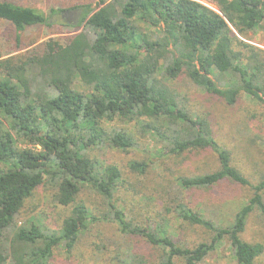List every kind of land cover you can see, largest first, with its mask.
Here are the masks:
<instances>
[{
  "label": "trees",
  "instance_id": "trees-1",
  "mask_svg": "<svg viewBox=\"0 0 264 264\" xmlns=\"http://www.w3.org/2000/svg\"><path fill=\"white\" fill-rule=\"evenodd\" d=\"M0 21L15 42L12 55L0 54V264H49L55 248L69 254L82 231L98 222L133 240L124 257L116 256L118 264H201L224 239L236 264H259L264 246L241 235L252 212L264 220V175L255 182L244 176L207 116L189 110L172 83L185 77L227 106L243 93L264 106V50L240 39L264 22V0H95V7L76 0L47 12L3 0ZM55 24L75 33L22 51L28 28ZM117 122L153 138L161 157L210 153L215 167L176 176L169 195H150L156 217L133 219L121 194L126 174L102 158L136 146L134 133ZM128 167L145 176L148 165ZM226 182L250 196L223 224L191 197ZM40 186L69 214L58 230L15 229L16 215ZM85 191L100 208L88 207ZM170 219L206 240H177Z\"/></svg>",
  "mask_w": 264,
  "mask_h": 264
},
{
  "label": "rangeland",
  "instance_id": "rangeland-1",
  "mask_svg": "<svg viewBox=\"0 0 264 264\" xmlns=\"http://www.w3.org/2000/svg\"><path fill=\"white\" fill-rule=\"evenodd\" d=\"M3 1V0H0ZM22 6L41 9L47 12L50 8H68L76 0H7ZM80 3H91L95 7V0H78ZM212 8L210 4L202 2ZM74 29L58 24L50 28L37 26L28 28L21 36L22 51L48 39L59 40L70 37ZM243 42L264 50V22L254 32L249 33ZM15 48L12 28L0 21V54L8 57ZM15 54V53H14ZM79 90L82 87L75 83ZM174 91L189 110L205 114L211 124L215 138L229 150L234 165L251 182H255L264 175V106L251 99L244 93L234 106H227L216 97L204 94L196 88L187 78L180 77L172 83ZM127 128L135 135L136 146L127 152L110 151L103 154L102 158L111 163H116L126 174L128 181L124 184L121 194L129 216L133 219L143 220L146 217H156L159 212L155 207L154 199L158 195H169L173 179L180 174L193 175L202 170L213 169L215 159L210 153L198 157L187 156L172 159L159 156V144L149 135L137 132L133 123L129 125L116 123ZM131 162H141L148 165L146 175L132 174L128 170ZM169 180V182H168ZM160 186L163 189L160 190ZM157 192H155V190ZM250 191L237 185L223 183L209 192L194 193L191 197L195 206L204 209L205 215L216 222L228 224L235 212L243 205ZM88 207L93 211L100 208V201L90 192H83L81 196ZM264 198V194H263ZM96 207V208H95ZM131 210V211H130ZM68 210L55 204L46 187L40 186L27 198L14 219V228H29L32 224L58 230L63 219L68 215ZM169 232L177 240L189 244L198 240H206L207 235L198 229L179 226L178 220L170 219ZM249 243L259 242L264 246V220L257 212H252L246 222L245 230L241 235ZM193 241V242H192ZM133 240L123 238L114 224L108 222L92 223L82 231L73 250L67 254L61 247L53 250L49 264H118L117 258L124 257L126 247ZM140 245V244H137ZM143 252L149 251L141 247ZM117 256V258H116ZM157 254L152 251L149 257L155 260ZM174 264H183L175 259ZM201 264H236L230 251L229 241L224 239L218 247L211 252ZM259 264H264V253Z\"/></svg>",
  "mask_w": 264,
  "mask_h": 264
}]
</instances>
